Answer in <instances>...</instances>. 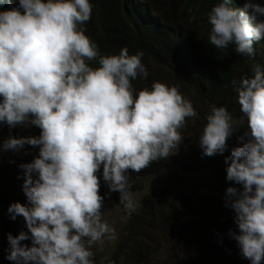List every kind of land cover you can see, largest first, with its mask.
<instances>
[{
	"label": "clouds",
	"instance_id": "9594fccd",
	"mask_svg": "<svg viewBox=\"0 0 264 264\" xmlns=\"http://www.w3.org/2000/svg\"><path fill=\"white\" fill-rule=\"evenodd\" d=\"M136 13L152 19L143 0ZM0 0V123L9 128L35 125L38 136L12 137L2 149L25 145L39 152L24 170L27 203L13 202L12 218L23 216L28 232L8 235V259L16 264H95L92 246L115 229L103 219L100 177L130 215L138 204L129 170L139 173L168 158L184 138L186 118L197 115L177 87L146 79L143 52L101 54L85 34L91 19L90 0ZM209 42L222 52L255 56L264 40V3L219 0L208 13ZM153 23H149L152 26ZM230 46H234L231 49ZM91 61L98 63L90 66ZM242 115L234 118L225 106L212 105L199 134L207 156L224 153L233 133L242 146L226 158L225 204L234 210L238 230H229L250 264L264 262V66L231 82ZM5 136V135H4ZM3 136V137H4ZM180 154V153H179ZM30 240L31 246L21 241Z\"/></svg>",
	"mask_w": 264,
	"mask_h": 264
},
{
	"label": "trees",
	"instance_id": "16d2710c",
	"mask_svg": "<svg viewBox=\"0 0 264 264\" xmlns=\"http://www.w3.org/2000/svg\"><path fill=\"white\" fill-rule=\"evenodd\" d=\"M143 1L147 3L144 9L153 13L151 20L148 16L136 13V4L127 0H90L93 10L91 19L83 25L85 34L98 45L101 54H118L121 48L127 47L130 54L142 51L144 54L142 62H149L150 66L156 64L161 71L176 68L182 78V84L177 85L178 90H184L183 87L186 88L189 84L199 96V101L205 102L210 108L212 105L225 106L234 118H239L242 113L237 94L233 91L230 82L244 74L250 75L254 63L264 66V40L257 42L254 57L243 56L233 51H227L226 56V52H222L209 42L211 25L208 22V13L215 4L219 3V0ZM243 1L233 0V6L243 8ZM253 1L264 3V0ZM13 2V5H18L19 0H13ZM4 9L0 5V10ZM149 23H153L152 26ZM230 48L234 49V46ZM90 66L97 67L98 63L91 61ZM147 69L149 75L146 79L137 78L132 81L138 90L144 87L150 88L155 81L150 68L147 67ZM191 100L193 101V96ZM210 108L205 109V116H200L203 117V123L198 129L199 133L206 123L205 117ZM21 126L9 128L7 124L0 123V139H4L10 132L22 134V131L25 133L33 131L37 136L40 134V128L35 125L32 126V131L31 125H27V128L24 125L23 129ZM244 131L245 129H240L228 138V148L222 154L205 155L198 141L195 142L192 138L191 146L183 147L180 144L168 158L156 161L147 169H143L141 175L135 176L136 179L132 178L134 172L129 170L131 191L137 190L141 181L156 177L161 171L171 168L190 170L189 167L194 169L199 165H205L209 168L212 166L223 168L226 171V158L231 156V150L234 147L242 146L237 136L243 135ZM33 148L27 150L26 155L14 163L15 166L5 160L0 163V264H16L15 261L7 258L10 247L8 235L17 236L22 231H29L23 216L13 219L8 208L13 202L27 203L22 187L24 170L19 165L31 162L38 155L39 149L33 151ZM0 149H2L1 146ZM182 152L185 157L182 156ZM4 165L8 167L5 172L2 170ZM98 176L101 182L100 194L104 196V202L116 200L120 194L109 190L103 181L102 169ZM131 179L138 180V184L132 186ZM150 192L153 198L151 200H148L151 196L145 198L144 203L142 201L136 211L126 218L128 222L124 230L129 232L130 238L121 241L117 251L123 245L130 252L121 262L115 251L108 264H126L128 259H131V262L127 264H145L143 255L138 249H142V246L145 249L148 245L149 240L146 234L153 230L149 228V224L157 227V219L161 220L159 224L167 225L169 231L175 233L176 238L186 244V261L193 260V257H201L206 259L205 264L207 260L208 264H216L218 259H225L224 251L226 248H232L233 240L229 238L230 235L216 234L211 230L215 222L220 221L221 211L225 213L223 204L217 206V203H214L213 205L212 201L200 198L201 196L196 197L195 202L184 200V196L170 186L154 187ZM206 201L209 203L203 206ZM182 207L189 209L182 210ZM197 216L201 221L199 227L195 228V223L198 226L195 221ZM153 221L156 224H153ZM204 237L209 240L206 239L205 244L200 243L197 246L196 240L198 238L203 240ZM21 243L31 246L30 240L21 241ZM210 248L213 249L212 259L208 258ZM94 260L95 264H101L95 253Z\"/></svg>",
	"mask_w": 264,
	"mask_h": 264
},
{
	"label": "rangeland",
	"instance_id": "374dc122",
	"mask_svg": "<svg viewBox=\"0 0 264 264\" xmlns=\"http://www.w3.org/2000/svg\"><path fill=\"white\" fill-rule=\"evenodd\" d=\"M144 64L148 68H150V71L155 76V81H159L169 86L175 87H177V85L180 83L182 84L181 74L176 68H167L161 71V69L156 64H152L151 66L149 62ZM183 88L184 90H179L180 93L193 103V107L197 113V115L194 117L186 118L185 125L182 129H180L181 134L185 140L184 143H181V145H183L184 147L185 145L191 146L192 138L195 142L199 140L198 136L200 133L198 132V129L203 123V117L200 116H205V109H209L210 107L205 102L199 101V96L196 95L195 91L189 84L186 85V88ZM189 90H191L192 92H190ZM192 96L193 101L191 100ZM201 113L203 115H201ZM32 126L33 125H31V131ZM21 128L23 129L24 125H22ZM25 128H27V125H25ZM9 136L19 138L27 136H37V134L33 131L31 133H29L28 131H26V133L22 131V134L19 132H10L6 135V137L4 136V139H0L1 148L3 145V141ZM32 148V145H25L19 151L2 150L0 153V163L2 160H5L6 162H10L15 166L14 163L17 162L22 156L26 155L27 150L29 151ZM36 149H39L38 146H35L33 148V151H36ZM182 156L185 157L183 152ZM155 162L156 161H154L153 163ZM189 169L190 170L171 168L169 170L161 171L160 174L156 177H150L145 179L144 181H141L139 188L133 192L137 204L139 205L145 198L151 196L150 191L154 187H174V189L177 190L178 193L184 196V200H192V202H195V198L201 196L200 198H206L207 200L212 201L213 205L214 203H217V206L218 204L224 205L225 213L223 214V212L221 211L220 221L217 220L214 226L211 228L214 233H222L228 236L230 229L238 230L234 222V210L230 207H227L225 204V193L228 187H236L237 189H241L242 186L236 184L233 181L227 180L226 171L223 168H213V166L209 168L205 165H199L194 169L192 167H189ZM2 170H4V172L7 171V165H4L2 167ZM141 172H134V174H132V178H135V176L138 174L141 175ZM137 181L138 180L131 179L130 182L133 186L134 184H138ZM152 198L153 197L151 196L148 198V200H151ZM208 203L209 201H206L203 206H206ZM188 209V207H182V210ZM102 212L103 219L115 229L116 239L113 240L105 237L103 244L97 242L92 246V251L97 254V257L101 261V264H108L111 255L115 251L117 253V257H119L121 262H123V259L130 251L127 250V248L123 245H121L122 248H120L118 251L117 249L119 248L121 241H126L130 238L129 232L124 230L125 226H127L126 222H128L126 218L130 216L126 213V210L120 203V195L116 197V200H109L104 202ZM195 218V221L198 223V226L195 223V228H198L201 220L199 219V216ZM156 222L158 224L157 227L148 223L149 228L153 229L146 234V238L149 240V243H147L148 245L145 249L143 248V246L142 249H138V251L143 255L145 264H205L206 259L201 257H193V260L186 261V244L178 240L175 233H171L169 231L167 225L159 224L161 223V220L157 219ZM156 222L153 221V224H156ZM226 238L228 239V237ZM229 238L233 240V246L232 248L225 249V259H218L216 261V264H250V261L244 258L240 253L237 242L231 236H229ZM206 239L209 240L207 237H204L203 240H200L198 238L196 240V245L198 246L200 243L205 244ZM208 255V258L212 259V248H210V252L208 253ZM127 262H131V259H128L126 261V264Z\"/></svg>",
	"mask_w": 264,
	"mask_h": 264
}]
</instances>
